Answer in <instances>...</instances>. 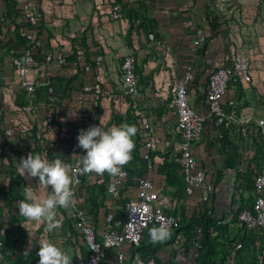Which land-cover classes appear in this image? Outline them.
Listing matches in <instances>:
<instances>
[{
    "label": "built area",
    "instance_id": "1",
    "mask_svg": "<svg viewBox=\"0 0 264 264\" xmlns=\"http://www.w3.org/2000/svg\"><path fill=\"white\" fill-rule=\"evenodd\" d=\"M223 0H206L208 4H215ZM107 3L105 12L110 19H122V5L119 0H99V3ZM193 0H184L182 8L187 10L184 17L193 24V33L190 42L182 52V63L180 73L172 84V100L170 112L164 121L171 126L167 131L172 136V151L177 156L181 168L184 185L181 196L189 198L196 196L199 206L206 207L210 212L212 208V196L215 189L213 178H208L204 168L199 164L195 153V145L201 140L203 131L208 120L214 125L225 126L233 120L230 112L225 106L231 105L228 100L223 103V98L231 84H246L252 79V69L248 54L235 47L227 61L208 73L206 89L201 102L202 109L194 107L189 100L192 84L195 82V60L199 49L206 40V29L204 25L194 22L191 7ZM19 20L21 26L18 33L24 39V46L17 51L11 52V64L9 73L0 74L2 92L5 94L13 92L12 99L14 107L22 111L29 119L35 122L34 136L41 152H46L43 141L45 135V122L52 115L62 118V131L59 135L64 139V145L60 149L69 156L68 174L73 178L72 191L74 204L63 208L64 217H57L60 226L68 222L79 235L85 249L86 256L78 264H158L154 257H143L138 251L143 234L151 224L160 227L166 224L168 230L177 228L183 219L181 201L173 199L172 210L165 209L163 198V187L158 186L149 171L153 166L151 150L156 147L158 132L155 123L151 119L149 111L140 101L141 85L139 81L137 56L134 51H127L120 63V77L118 81L119 102L126 108L132 109L137 118L136 125L140 134L139 145L142 149V159L145 163V172L137 177L135 195L128 196L122 205L123 217H115L112 204L106 214L108 226L97 233L95 226L90 220L86 208L79 202L82 196L80 192L86 176L79 171L81 156L85 150L77 147V137L81 129L87 130L99 120L100 108L105 98L103 90L104 83V55L97 53L91 61L84 58V49L76 47V60L71 64L72 74L82 71L83 75L75 86L70 90L71 103L78 117L76 119L60 115V103L65 99L62 97L57 83L47 71H38V67L62 66L70 54V48H45L40 58L35 57V50L44 46L46 38L40 30L39 0H22L19 4ZM7 26L11 21L0 16ZM24 24V26H22ZM149 39H154V34H147ZM42 61L39 65L38 62ZM80 69V70H79ZM42 72V73H41ZM20 95V96H19ZM67 118V119H66ZM250 119V118H248ZM246 119V121H248ZM256 132L254 135L262 137L264 142V115L257 116L254 120ZM20 129H28L23 123ZM14 134L13 127L0 130V151L2 150L5 137ZM59 149V150H60ZM63 151V150H62ZM67 157V156H66ZM129 180V171L122 167L121 172L115 176L110 175L106 183V191L115 200L122 197L125 184ZM253 196L248 205L241 208L236 204L231 206L226 217L228 219L236 216V225L242 229L237 239L227 244L223 264H235L237 251L242 247V238L245 232L255 235L257 245L264 242V167L253 177ZM1 204V203H0ZM198 206V208H199ZM199 212V211H197ZM0 215L3 220L0 208ZM5 225L0 228V261L5 256V248L2 236L5 234ZM184 234L179 232L170 242L172 247L181 245ZM262 239V243L260 240ZM193 246V263L202 246L200 237L197 235L191 240ZM109 258V260H107ZM258 263L263 262L261 256H257Z\"/></svg>",
    "mask_w": 264,
    "mask_h": 264
},
{
    "label": "crops",
    "instance_id": "2",
    "mask_svg": "<svg viewBox=\"0 0 264 264\" xmlns=\"http://www.w3.org/2000/svg\"><path fill=\"white\" fill-rule=\"evenodd\" d=\"M3 1L5 0H0V3H4ZM15 1L20 3L22 0ZM119 1L122 5L123 18L115 20L106 16L105 12L108 9V4L106 2L99 3V0H39L40 17L45 27L43 34L46 42L52 48L61 47L72 49L73 46L79 47L80 40L84 38L85 46H82V48L85 49L86 55L91 57V59L97 53L104 55L103 90L105 98L99 113V120L101 122H105L110 118L112 107L118 110L119 113H123L129 109L122 102L117 107V101L119 102L117 86L119 81L118 72L120 73V63L123 55L127 51L135 52L139 73L141 58L155 51L161 54L159 60L163 63L160 65L161 68L158 72L153 76L152 82L157 92L152 95L151 92H148L147 87L143 91L141 87L140 92V101L143 105L151 108V110H147L158 132L156 147L151 150L153 166L149 173L154 182L158 186L163 187L162 193L165 209L167 211L172 210L174 207L173 199L177 198L181 201L183 217L190 219L198 215L197 211L200 203L196 199V196L183 198L181 194H173L172 186L166 183L165 174L159 171V167L166 159H171L174 156V152L171 146L172 136L167 132L171 126H168L166 121L163 120L170 112L171 105L168 109H165L162 108V103H157H159L161 97L166 98L167 93L172 88L174 80L180 73L182 52L190 42L194 26L184 17L187 14V10L181 6L184 0ZM250 1L223 0L215 4H208L206 0H193L191 11L194 22L204 25L206 29V40L199 49L195 60V82L192 84L189 97L190 103L194 107L202 109L201 102L206 89L208 73L227 61V57L233 52L235 48L234 43L237 40H240L242 37H248V29L252 28L250 17H252L254 10L253 5H250ZM210 14L218 16L222 21L221 24H218L216 30L210 27L209 21L207 20V15L209 16ZM19 19L18 14L12 17L11 26L7 27L9 34H13V29L21 25ZM149 32L154 34V39L151 40L148 38L147 34ZM2 66L3 59L0 54V68ZM38 68V71H47L46 68ZM82 75V72L78 73L77 83ZM245 85H242L243 92L235 84L229 85L227 93L223 98V103H227L228 100L232 101V104L227 106L233 116V120L227 127L230 129L229 132L232 134V137L238 141V144H240L243 136L246 137V124L250 120H255L257 116L264 115V110L259 108L258 95L254 96L248 93ZM144 91L148 96L152 97H146ZM67 102L63 104V100H61V112L67 118L76 119L78 117L77 113L71 103L69 101ZM157 105L160 107L155 108ZM132 115L137 121L133 112ZM135 119L133 118L130 125H136ZM204 132L213 139L218 137L217 134H208L206 126L203 134ZM137 133L139 134L138 129ZM252 134L253 136H250V138L256 139V135L254 133ZM256 141L262 142L258 139ZM215 143L217 144V141ZM262 143L264 144V142ZM62 150L64 149H60V151ZM203 150H205L204 144H199L198 142L195 145V153L207 177L215 180V175H222L213 192L212 208L217 216L228 220L226 215L230 211L231 206L234 205L231 199L232 194H234L236 202L238 201V197H240V193L237 191L236 177L237 173H239L238 169L242 168V160L238 159L237 167H225L224 165H219V167L214 166L209 160L211 155L206 156L204 161H202ZM208 150H205V154L208 153ZM55 158H59L64 163L59 154ZM65 164L67 165V163ZM137 166L136 175L145 172V163L142 158ZM127 194L128 196L135 195V190L128 189ZM84 196H81L79 202L86 208L96 232L100 233L108 226L104 214L105 211L99 208L91 212V202L89 198L84 201L82 199ZM60 211L57 217H64L63 208H60ZM64 223L69 224L68 222ZM231 226L235 228L237 225L230 224L229 227ZM233 230L229 232L233 234ZM149 241L156 248L154 253L159 259L158 264L193 263V246L191 241H187L186 237L183 243L177 247H172L170 243L163 241L152 242L149 234L145 233L143 242ZM108 262L104 261L103 264H107Z\"/></svg>",
    "mask_w": 264,
    "mask_h": 264
},
{
    "label": "rangeland",
    "instance_id": "3",
    "mask_svg": "<svg viewBox=\"0 0 264 264\" xmlns=\"http://www.w3.org/2000/svg\"><path fill=\"white\" fill-rule=\"evenodd\" d=\"M250 5H253L254 8L253 15L250 17L252 28L248 29V37H242L240 40H237L234 45L235 47L244 50L249 56L252 69V79L246 83L245 86L248 93L253 94L254 96L258 95L259 98L257 100L259 102V108L264 110V0H251ZM160 57L161 54L155 51L141 58L139 68L140 85L142 91L147 87L148 92H151L152 95L157 92V89L152 85V82L153 76L158 72L161 68L160 65L163 63L159 60ZM118 74L120 77L119 72ZM1 88L0 83V130L7 127H13L14 134L10 137H5L2 150L0 151L1 211L2 215L6 218L4 223L6 228L5 234L10 239L6 246L4 259L0 261V264H17L16 259L18 256L32 257L38 261V243L41 240H47L54 243L57 247L67 252L72 259V264H78L80 259L84 257L86 249L71 225L64 223L61 227L49 232L46 230L45 223L29 221L18 213V202L20 199H25L26 189H30L35 197L42 199L51 193V188L42 187L38 182V178L21 176L17 170L16 164L20 162L21 157L26 158L30 153L33 155H40L42 158H46L50 162L54 161L56 155L59 154L64 163H69V156L67 153L64 152V150L60 151V146L57 145V140L62 131V123L64 121L62 118H56L52 115L51 119L45 122V135L43 141L46 146V152H41L34 136L35 122L29 119V117H27L22 111L17 110L14 107L12 99L13 92L10 91L9 93L4 94L1 91ZM171 92L172 91L169 90L166 98L161 97V100L157 104L162 103V108L168 109L172 100ZM145 96L148 98L150 97L146 92ZM66 102L67 98L63 99V104ZM145 107L151 110L149 106ZM159 107L160 106L158 105L155 106V108ZM129 111L131 112L130 109H127L125 112L119 113L118 110L112 107L110 118L107 121L102 122L104 129L107 130L112 126H120L125 123L130 124L135 117H133L132 112L130 113ZM60 115L63 117L66 116L62 112ZM96 122L99 126L100 122ZM23 123L28 126L27 130L19 128V125ZM229 130L230 129H227V131ZM245 132L246 137L243 136L240 144H238L239 154L236 158L242 160L243 164L242 168L238 169L240 176H242L243 184L240 187L241 190L237 187V191L240 193V197H238L237 200L240 203L248 204L253 196L252 189L250 188L252 179L254 175L264 167V144L254 140V138H250V136H253L252 133L256 132L254 120H250V122L246 124ZM215 141L219 143V138L215 137V139H213L204 132L199 144L203 143L205 150H209L206 154L205 150H203L201 157L202 161H204L206 156L211 155V158H208L214 166L219 167V165H224L225 167H237V160H232L226 163L227 157L225 153L220 150V145H215ZM171 161L175 163L177 167L176 171H173L174 173L171 175L170 185L174 191L173 194L178 195L180 187L182 186V181L177 163V156L175 154L171 158ZM10 166L14 167L15 172L13 174L9 173L10 170L13 169L10 168ZM108 175L109 174L106 172L103 175L92 173L86 176V182L93 183V195H97L99 184H105L107 182L106 178ZM89 195L90 194L87 192L82 199L86 201L89 198ZM99 196L101 197V195ZM127 198L128 197L125 195L115 200L111 199L113 209L123 212L122 205ZM60 212V208H57V216ZM16 216L20 218L18 219ZM194 220L195 219H193V221ZM194 225V222H192L189 226L194 228ZM232 229H234V232H232L234 236L233 239H237V237L241 235L242 229L238 225L235 228H233V226L229 227V231ZM219 237H221V235ZM30 243L31 249L29 251ZM26 251H28V253H25ZM254 252L255 255L261 256L264 260V243Z\"/></svg>",
    "mask_w": 264,
    "mask_h": 264
},
{
    "label": "trees",
    "instance_id": "4",
    "mask_svg": "<svg viewBox=\"0 0 264 264\" xmlns=\"http://www.w3.org/2000/svg\"><path fill=\"white\" fill-rule=\"evenodd\" d=\"M4 3H0V16L4 15L6 21L10 20L12 22V17L16 14H19V2L15 0H5L3 1ZM207 20L209 21V25L212 29L216 30V27L218 24H221V20L219 19L218 16L210 14L209 16L207 15ZM21 25H18L16 29H13V34H9L7 30V25L5 24L4 21H0V54L3 59V66L0 68V74L2 73H9L10 70V64H11V52L10 50L13 49L14 51H17L20 49V47L24 46V39L23 37L18 33V27ZM24 26V24H22ZM20 28V27H19ZM40 30L41 32L45 30V27L43 26L42 18L40 17ZM81 42L79 43V47H84L85 46V39L82 38L80 40ZM84 44V45H82ZM51 48V45L49 43H46L44 46H41L40 48H37L35 50V57L40 58V56L43 54V50L45 48ZM84 49V48H83ZM84 59L86 61H91V57L86 55L85 49H84ZM76 60V47L73 46L70 54L66 58V63L63 64L62 66H55L52 65L50 66L49 64L46 65V70L48 74L53 78V80L57 83V87L61 89L60 93L63 98H70V90L75 84H77V75L76 73L72 74L71 71V64L72 62ZM42 61L39 60L38 64H41ZM80 70V69H79ZM213 70V69H212ZM82 72V71H79ZM62 83V84H61ZM240 91L243 90L242 84H235ZM20 96V95H19ZM225 109L227 112H229L228 106H225ZM130 112V111H129ZM133 112V110H131ZM130 112V113H131ZM134 113V112H133ZM119 117V116H118ZM136 120V119H135ZM130 125V124H129ZM95 126H98V123L96 122ZM207 127V132L208 134L211 133L212 135L217 134L219 138V143L220 145V150L223 151L227 157V162H230L232 160H237L239 154V146H238V141L234 137H232V134L227 131L228 127L224 126H218L214 125L212 123V120H208L206 123ZM134 143H135V148L132 152V159L129 163H127L125 168L129 171V180L125 184V189L122 192V196L128 197L127 190L128 189H135L136 187V179L138 176L143 174L144 172L139 173L136 175V169L139 161L142 158V149L139 145V134L136 133L134 136ZM256 139L260 140L263 142L262 137L256 136ZM254 139V140H256ZM64 139L62 136L58 137L57 140V145L60 146L61 144H65ZM216 144V143H215ZM178 166H179V171H180V177L182 181V186L180 187V190L178 192V195L181 194L182 188L184 185L183 177L181 174V168L179 165V162L177 161ZM177 165L171 161V159H166L164 163L159 167V171L164 173L166 176V183L171 184V175L176 171ZM10 168H13L10 170L9 173L13 174L14 167L10 166ZM16 170V169H15ZM174 171V172H173ZM238 172V171H237ZM88 174H85V176ZM215 180L214 184L216 187V184L219 182L220 178L222 175L217 174L215 175ZM110 179V174L106 178L108 181ZM236 182H237V187L238 189L241 190L242 186V176H240V173H237L236 177ZM107 183V182H106ZM106 183H101L98 185V193L97 195H93L92 192V186L93 183L91 184L90 182H84L83 186L80 189V192L84 195L88 192L89 195V200L91 202V212L95 209L98 210L99 208H102L105 211V217L107 214V211L109 209V206L111 205V197L106 191ZM11 186V185H10ZM250 188L253 189V179L250 185ZM126 192V193H125ZM101 195V197L99 196ZM232 199V204H236L237 207L241 208L245 205H248L247 203H240L236 202L234 194L231 196ZM21 200V199H20ZM251 201V200H250ZM125 202V200H124ZM123 202V203H124ZM1 203V200H0ZM0 204V208H2ZM198 215H196L193 218H186L183 217L180 225L169 231V236L166 240L163 242L165 243H170L171 240L179 233L182 232L184 236L186 237L187 241H191L193 238H195L197 235L200 237L201 241V248L199 250V254L195 257V263L194 264H223L224 260V254L227 251V244L230 243L231 241L235 240L233 239L234 236L229 232V225L230 224H236V216H234L231 219L224 220V218L219 217L216 215L215 211L213 208H211V211L208 212L206 207H203L202 205L199 206L198 208ZM124 215L122 211L120 210H115V217L117 218H122ZM16 218H20L16 216ZM24 218V217H23ZM193 219H195L193 221ZM91 220V219H90ZM194 222V228H191L189 225ZM5 220L2 219L0 215V228L4 226ZM153 227H156L155 225L151 224L149 228H147L144 232L149 234L150 228L152 229ZM190 228V230H188ZM143 234V236H144ZM221 235V237H219ZM225 238V239H224ZM238 238V237H237ZM3 243H4V248L6 252V246L8 245L9 238L7 237L6 234L2 236ZM242 247L237 251V255L235 258V264H263L258 263L257 256L255 255V250L260 246L257 245V238L255 235L251 233L245 232L242 238ZM262 243V239L260 240ZM264 243V242H263ZM153 243L149 242H143V237L141 239L140 244L137 246V251L143 256V257H154L157 262L159 263L158 257L155 255L156 248ZM4 259V258H3ZM2 259V260H3ZM17 264H38V261L32 257H22L18 256L17 259ZM264 261V260H263Z\"/></svg>",
    "mask_w": 264,
    "mask_h": 264
},
{
    "label": "clouds",
    "instance_id": "5",
    "mask_svg": "<svg viewBox=\"0 0 264 264\" xmlns=\"http://www.w3.org/2000/svg\"><path fill=\"white\" fill-rule=\"evenodd\" d=\"M136 133L137 128L127 123L105 130L101 121L99 126L81 129L77 137V147L85 150L86 154L81 156L80 173L103 175L107 172L113 176L119 174L122 167L132 159L131 154L135 148L133 137ZM16 165L21 176L38 178L42 187L51 188V193L42 199L26 189L25 199L18 202L19 215L32 222L45 223L49 232L58 228L60 221L57 219V208H68L74 204L73 178L68 174V166L59 158L50 162L31 153L26 158L21 157ZM149 236L152 242L166 240L169 236L168 226L161 224L160 227H153ZM38 244V264H72L67 252L54 243L41 240ZM30 249L31 243L29 251Z\"/></svg>",
    "mask_w": 264,
    "mask_h": 264
}]
</instances>
